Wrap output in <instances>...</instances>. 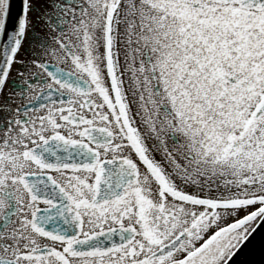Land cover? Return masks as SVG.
I'll list each match as a JSON object with an SVG mask.
<instances>
[{"label":"snow or ice","instance_id":"1","mask_svg":"<svg viewBox=\"0 0 264 264\" xmlns=\"http://www.w3.org/2000/svg\"><path fill=\"white\" fill-rule=\"evenodd\" d=\"M264 226V0H0V264H232Z\"/></svg>","mask_w":264,"mask_h":264},{"label":"water","instance_id":"2","mask_svg":"<svg viewBox=\"0 0 264 264\" xmlns=\"http://www.w3.org/2000/svg\"><path fill=\"white\" fill-rule=\"evenodd\" d=\"M18 4L19 0H16L17 9ZM232 264H264V226H261L241 248L233 258Z\"/></svg>","mask_w":264,"mask_h":264}]
</instances>
